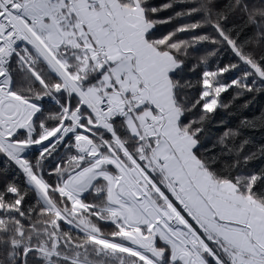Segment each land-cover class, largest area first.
Here are the masks:
<instances>
[{
	"label": "snow or ice",
	"instance_id": "1",
	"mask_svg": "<svg viewBox=\"0 0 264 264\" xmlns=\"http://www.w3.org/2000/svg\"><path fill=\"white\" fill-rule=\"evenodd\" d=\"M262 94L264 0H0V264H264Z\"/></svg>",
	"mask_w": 264,
	"mask_h": 264
},
{
	"label": "trees",
	"instance_id": "2",
	"mask_svg": "<svg viewBox=\"0 0 264 264\" xmlns=\"http://www.w3.org/2000/svg\"><path fill=\"white\" fill-rule=\"evenodd\" d=\"M159 2H164V0H159ZM162 15H167V13H164ZM225 98H227V96H225ZM248 98L249 97H245L244 99H248ZM237 103H243V99L237 101ZM262 107H264V94L256 97V99L252 102L249 108L245 111V114L251 116L255 113H258ZM218 118H224L227 121V124L226 125L221 124L211 128L209 143H211V140L214 139L216 135L222 133L225 130L226 126H231L236 122L235 117L228 116L224 112H221L220 117Z\"/></svg>",
	"mask_w": 264,
	"mask_h": 264
}]
</instances>
